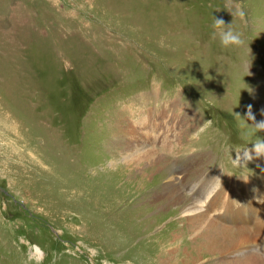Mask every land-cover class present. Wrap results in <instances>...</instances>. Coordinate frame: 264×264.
I'll list each match as a JSON object with an SVG mask.
<instances>
[{"label":"rangeland","instance_id":"obj_1","mask_svg":"<svg viewBox=\"0 0 264 264\" xmlns=\"http://www.w3.org/2000/svg\"><path fill=\"white\" fill-rule=\"evenodd\" d=\"M214 16L245 43L221 47ZM249 105L264 120V0H0V264L258 259L259 242L238 248L239 234L224 257L212 252L184 217L197 170L238 194L264 185ZM182 123L170 157L125 162L127 141L158 148ZM180 168L185 200L154 202Z\"/></svg>","mask_w":264,"mask_h":264},{"label":"bare ground","instance_id":"obj_2","mask_svg":"<svg viewBox=\"0 0 264 264\" xmlns=\"http://www.w3.org/2000/svg\"><path fill=\"white\" fill-rule=\"evenodd\" d=\"M165 103L171 104L172 102H165ZM252 105H254V104L252 103ZM163 107L164 106H162V109H163ZM150 109H154V108H150ZM167 109H168V107H167ZM143 110L147 112V110L145 108H143ZM154 110H157V108ZM147 113L144 114V122L146 120L145 115ZM171 114H173V112L170 114L164 113L161 116L157 117V120L160 121L159 123L156 124L157 129L164 127V125L167 123L166 121L168 120V117ZM136 117L138 118V120L136 119ZM136 117H135V119H136L135 121H131L132 125L135 127H141L142 121H140V119H142L143 115H142V117H138V116H136ZM169 121L172 122L173 124L179 123V121H176L173 118H171V120H169ZM128 122H129V124L127 123V126L126 127L124 126V130L126 132V135L129 132V138L131 135L134 137L135 133L132 131V129L130 127L131 122L130 121H128ZM133 122L135 124H133ZM182 128H183V132H184L185 127H184L183 123H182V126H180L178 128V132L171 134V135H173V137H171V135L168 136L166 138L168 141L164 142V144L158 148H156L154 146L150 147V146L144 145L145 143L143 144L141 139H137L136 143H134L132 141H127L125 143V146H124V150H123L124 153H122V157L124 158L125 162H127V163H132L134 161H137V163L151 162V161L152 162L153 161L158 162L162 157H168L170 155L169 152L167 154V151L169 149H172L174 151L175 144H174L173 139H174V137H177V136L181 137L182 136V134H183ZM146 130H147V127H146ZM169 130H170V128L167 124V128L164 129V132H168ZM156 141L157 140H154V143H157ZM190 148L192 149L193 147L190 146ZM246 155L250 156V154H246ZM194 161H196V160H194ZM196 162H193V160H192L191 162L186 163L187 168L184 172L185 178L186 177L188 178L189 173H191L193 166L195 165L194 163H196ZM177 174L179 175L178 171L174 176L171 175V176H173V179L171 180V182L166 184V186L162 192L156 193V197L154 199V202L160 201V200L162 201L163 199H166V200H168V202L175 205L176 203H179L182 200H185L187 195H186V192L184 190L185 188L183 189V187H182L181 182L185 183L186 180L180 179ZM195 175L198 178V180L191 187V191H197V193L200 195L197 196L195 199L192 196H190L188 198L191 201V205H190V203L188 204L189 206L184 211L185 212L184 217H186L188 219V224L194 232H198L201 230V233H202V236L200 237V238H202L201 242H203L204 245L206 247H208L212 252H214V253L217 252L218 254H220V256L221 255L223 256V255H225V253H227V251H230L233 248V244L229 241L230 239H228V237L231 234L234 236V238H235V236L240 235L239 236L240 243H239V241H237V243H236V246L237 247L239 246L238 248L242 247L243 244L248 245L252 241H257L256 243L259 242V250H262V252L264 253V185L259 186V187H255V188L248 186V185H243L240 194H238L235 190L233 182L229 185L228 188H225L224 186H221V188H219V186H217V185L214 186L215 183L213 182V179H214L213 174H205L204 175V174H201V172L199 170H197V172H195ZM244 181H246V180H244ZM212 186H213V188L210 189V191H208L209 188H211ZM188 187H189V185H188ZM142 188H143V186H142ZM205 190H206V192L203 194V192ZM207 192H209V193H208L206 199L201 200V198H203V196L204 197L206 196L205 194ZM250 193H253V196H251V197L247 196ZM200 204H201V206H200ZM203 204H206V207H203L202 206ZM247 207H248V211H247ZM256 207H260V208H262V210L258 211L256 209H254ZM177 210H179V209H176V211ZM225 211L227 213L223 214V212H225ZM208 213L214 217H211ZM246 214H249L250 221L248 223L244 222V224H240L238 219L243 221L246 217ZM97 218H99V217H97ZM230 223H233V224H230ZM241 228H243V229L244 228H248V229L252 228V231H250V230L249 231H246V230L243 231V229H241ZM236 229H238V230H236ZM235 230L237 232H235ZM234 234H236V235H234ZM223 241H227L226 245H224V246L221 245ZM234 249L235 248H233V250ZM35 251L39 254L40 257L42 256V250L39 247H36ZM242 251H243V249H242ZM249 254H251V253L249 252ZM252 258H258V259H256V260L255 259H249L248 260L247 258H244V259H241L242 262H240L239 264H264V255L263 254L259 253V255H255ZM222 260H224V259H222ZM243 260H245V261H243Z\"/></svg>","mask_w":264,"mask_h":264},{"label":"clouds","instance_id":"obj_3","mask_svg":"<svg viewBox=\"0 0 264 264\" xmlns=\"http://www.w3.org/2000/svg\"><path fill=\"white\" fill-rule=\"evenodd\" d=\"M226 9L234 17L236 15L241 17L245 15L243 8H237L235 12L231 11L227 7ZM211 27L214 30L213 37H215L217 31L219 32L220 44L223 48L240 47L245 43L242 35L232 29L231 23L227 24L222 18L214 16ZM248 107L249 111L247 115L253 120L255 130L257 132L264 131V120L256 121L255 116L251 112V106L249 105ZM261 145H264V139H257V141L252 145V152H254L257 157L264 156V150H262Z\"/></svg>","mask_w":264,"mask_h":264}]
</instances>
